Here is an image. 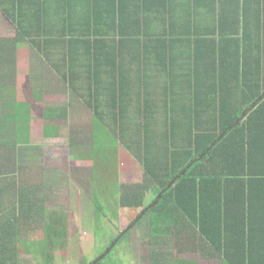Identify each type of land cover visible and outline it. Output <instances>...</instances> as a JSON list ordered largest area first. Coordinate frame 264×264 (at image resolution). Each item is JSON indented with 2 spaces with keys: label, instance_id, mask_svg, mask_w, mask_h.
<instances>
[{
  "label": "crops",
  "instance_id": "obj_1",
  "mask_svg": "<svg viewBox=\"0 0 264 264\" xmlns=\"http://www.w3.org/2000/svg\"><path fill=\"white\" fill-rule=\"evenodd\" d=\"M3 95L33 120L59 107L175 144L218 137L202 239L183 222L155 264H264V114L246 126L264 107V0H0Z\"/></svg>",
  "mask_w": 264,
  "mask_h": 264
},
{
  "label": "trees",
  "instance_id": "obj_2",
  "mask_svg": "<svg viewBox=\"0 0 264 264\" xmlns=\"http://www.w3.org/2000/svg\"><path fill=\"white\" fill-rule=\"evenodd\" d=\"M259 61L257 64H260ZM242 65H246L245 60ZM243 75L245 77V73ZM261 77L260 74V80ZM0 99L3 103L11 101L9 98L6 99L5 95ZM11 102L13 104L8 107L0 106L7 112L0 113V156L3 163L18 168L17 166L22 162L21 156L27 152H37L38 148L28 146L29 106L26 103L14 102V99ZM86 107L90 108V104ZM64 111L59 107L45 108L42 127L44 138L59 136L60 122L68 121L65 119ZM10 112L13 113L12 116ZM259 112L264 114L263 106H258L249 112L246 126H249L253 116ZM237 121L238 117L224 122L223 131L241 125V122L237 124ZM132 124L133 122L123 120H106L98 115L90 122L89 134L77 141H70L69 149L71 154L77 152V156L82 160L95 161L98 158L105 160L115 153L112 149L115 143L116 148L118 145L122 146L140 165L143 171L142 181L135 185L121 186L117 202L123 208L141 209L136 219L130 223V227L148 218L146 242L148 264H155L159 252L155 241L163 245L171 241L177 242L179 240L177 232L183 226V222L191 227L187 239L193 240L194 237L197 240L202 239V181L206 175L214 171L213 160L218 155L216 153L219 149V140L216 142L218 138L216 136L194 135L183 138L181 143L175 144V137L163 139L149 135V131H131ZM142 125L145 123L143 122ZM8 185L10 184L0 188V198ZM153 186L157 187L158 192L154 200L145 206V197ZM10 188H14V185ZM34 192L31 188H22L16 195L15 204L7 211L0 209V264H17L20 236L38 225L43 233L40 249L45 257V264H51L53 260L51 252L54 251V247L63 246L67 241L64 216L59 217L46 211L42 201L41 203L37 201ZM155 202L156 204L151 207ZM95 209L101 210L97 202ZM124 233L128 235L127 229L120 233L112 244L116 245L120 242L125 236ZM113 245L107 249L112 248ZM101 262L102 260L97 264Z\"/></svg>",
  "mask_w": 264,
  "mask_h": 264
},
{
  "label": "rangeland",
  "instance_id": "obj_3",
  "mask_svg": "<svg viewBox=\"0 0 264 264\" xmlns=\"http://www.w3.org/2000/svg\"><path fill=\"white\" fill-rule=\"evenodd\" d=\"M90 122L86 119L60 122L59 136L46 139L42 135L43 121L30 119L28 146L38 150L22 155L18 168L3 163L0 156V188L10 184L0 198V209L7 211L17 201L20 189L31 188L46 211L64 216L67 241L54 247L51 264H90L104 254L101 264H148V218L130 227L141 209L123 208L117 202L121 186L140 183L143 171L115 143L112 146L115 153L109 159L82 160L77 152L71 154L70 141L88 135ZM139 124L142 126L143 122ZM157 192V187H151L145 206L154 200ZM96 202L100 211L95 209ZM126 229L128 235L124 233L123 239L113 245ZM42 239L39 225L22 234L17 264H45L40 249Z\"/></svg>",
  "mask_w": 264,
  "mask_h": 264
},
{
  "label": "water",
  "instance_id": "obj_4",
  "mask_svg": "<svg viewBox=\"0 0 264 264\" xmlns=\"http://www.w3.org/2000/svg\"><path fill=\"white\" fill-rule=\"evenodd\" d=\"M183 173V172H182ZM156 204V202L151 206L153 207ZM146 211V210H145ZM106 254L100 256L93 264H97Z\"/></svg>",
  "mask_w": 264,
  "mask_h": 264
}]
</instances>
